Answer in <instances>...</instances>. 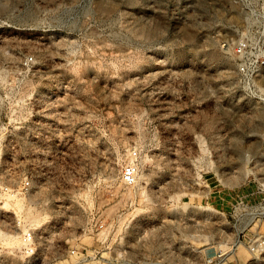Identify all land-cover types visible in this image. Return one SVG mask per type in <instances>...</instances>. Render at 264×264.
<instances>
[{
	"label": "rangeland",
	"instance_id": "1",
	"mask_svg": "<svg viewBox=\"0 0 264 264\" xmlns=\"http://www.w3.org/2000/svg\"><path fill=\"white\" fill-rule=\"evenodd\" d=\"M240 43L264 52V0H0V173L33 180L0 228L33 231V264H264V67Z\"/></svg>",
	"mask_w": 264,
	"mask_h": 264
},
{
	"label": "built area",
	"instance_id": "2",
	"mask_svg": "<svg viewBox=\"0 0 264 264\" xmlns=\"http://www.w3.org/2000/svg\"><path fill=\"white\" fill-rule=\"evenodd\" d=\"M236 53L242 59L239 70L245 76L251 74L258 73V71L264 67V52L260 56H251L249 58V48L247 44L240 43L236 48ZM247 59V60H245ZM243 60H245L243 62ZM33 61L32 57H26L24 59V65L29 66ZM3 123V116H0V139L5 137V133L1 130V124ZM132 162L126 163L123 167L122 172V182L126 186H133L138 181V175L140 172V166L138 162V152L133 151ZM12 181L6 180L5 177H1L0 175V196L4 197H23L28 196L33 190V180L31 176L24 174L20 179L12 178ZM2 201V200H0ZM1 204V203H0ZM243 207L245 211L251 209L248 204L243 202ZM19 231L21 230V226L23 225L21 221L18 222ZM23 252L26 255H34L37 253V245L34 233L32 230H28L26 234L23 235ZM264 243L260 241H256L253 243L252 247L249 248L251 254H254L259 247H263Z\"/></svg>",
	"mask_w": 264,
	"mask_h": 264
},
{
	"label": "bare ground",
	"instance_id": "3",
	"mask_svg": "<svg viewBox=\"0 0 264 264\" xmlns=\"http://www.w3.org/2000/svg\"><path fill=\"white\" fill-rule=\"evenodd\" d=\"M131 152H130V150H129V152L127 153V155L126 156H128V158L129 159H131V161H132V155L130 154ZM134 159V158H133ZM2 173H0V175H1ZM4 174V173H3ZM6 174V173H5ZM2 176V175H1ZM124 184V183H123ZM136 185V184H135ZM135 185H133V186H135ZM133 186H130L129 188H128V190L127 191H130V190H132V187ZM131 192V191H130ZM143 196V195H142ZM1 197H4V196H0V199H1ZM5 198H8L9 200H15V203H16V207L19 209V210H23V208H24V206H25V204H24V199L23 198H21V199H17V197L16 198H11V197H5ZM4 198V199H5ZM1 202V201H0ZM25 203H26V201H25ZM5 206L4 207H8V206H10L11 205V203L10 202H8V201H5V204H4ZM32 208V207H31ZM28 215L31 217V219H30V221L31 222H33V225H39V220H36V218H34V216L32 215V212H31V210L28 212ZM28 216V217H29ZM38 218V217H37ZM34 219V220H33ZM21 231H23V233H22V235H19V234H17V233H14V234H12V233H10V232H6V231H4V230H2L1 228H0V240L4 243V245H6V246H8V248L10 249V251H14V249L16 248V249H18L20 252H21V254H22V256L23 255H25V257H27L26 259H25V262H24V264H33L34 262H36V260H37V256H32V255H26L24 252H23V235L24 234H26L27 233V226H24L22 229H21ZM241 242H238L234 247H232V251L233 252H235L236 251V249H237V247H238V245L240 244ZM221 247H225V248H227V246L226 245H222ZM14 260V259H13ZM5 261V260H4ZM224 261H225V259H224ZM11 262V261H10ZM143 264H150V263H143Z\"/></svg>",
	"mask_w": 264,
	"mask_h": 264
},
{
	"label": "crops",
	"instance_id": "4",
	"mask_svg": "<svg viewBox=\"0 0 264 264\" xmlns=\"http://www.w3.org/2000/svg\"><path fill=\"white\" fill-rule=\"evenodd\" d=\"M235 252H236V251H235ZM241 260H242V259H240V255H238V253L236 252V253H235V261H234V262H236V264H240ZM226 261H227V262H230V257H229L228 259L226 258ZM232 264H233V263H232Z\"/></svg>",
	"mask_w": 264,
	"mask_h": 264
}]
</instances>
